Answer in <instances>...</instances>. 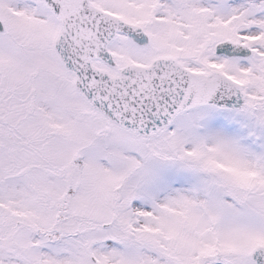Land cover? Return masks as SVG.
<instances>
[{
    "label": "snow or ice",
    "instance_id": "snow-or-ice-1",
    "mask_svg": "<svg viewBox=\"0 0 264 264\" xmlns=\"http://www.w3.org/2000/svg\"><path fill=\"white\" fill-rule=\"evenodd\" d=\"M0 264H264V0H0Z\"/></svg>",
    "mask_w": 264,
    "mask_h": 264
}]
</instances>
